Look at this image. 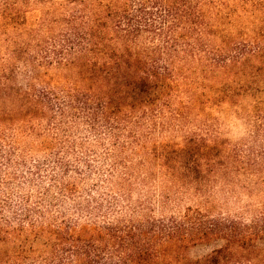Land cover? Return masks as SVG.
I'll use <instances>...</instances> for the list:
<instances>
[{"label":"trees","instance_id":"trees-1","mask_svg":"<svg viewBox=\"0 0 264 264\" xmlns=\"http://www.w3.org/2000/svg\"><path fill=\"white\" fill-rule=\"evenodd\" d=\"M47 2L0 0V264H264V0Z\"/></svg>","mask_w":264,"mask_h":264},{"label":"rangeland","instance_id":"rangeland-1","mask_svg":"<svg viewBox=\"0 0 264 264\" xmlns=\"http://www.w3.org/2000/svg\"><path fill=\"white\" fill-rule=\"evenodd\" d=\"M65 1L67 0H48L46 6L50 7L52 5H57ZM40 10H41V6L32 7V10L27 15L29 23H32L39 16ZM259 96H261V98H264V92L260 93ZM253 103H254L253 97L248 96L245 99H243L238 106L234 108L236 111H239V113L241 114L244 112L243 113L244 115L246 112H249ZM212 114L218 115L222 120H224V124H225L224 136H226V138L235 141L246 135L247 124L244 117H242L241 114L239 115V117H235L233 114L226 115L215 111H212ZM217 195L218 196L215 198V203H214L217 206L216 211L218 212L220 211V213H224V214H231L239 211L244 212L245 210L244 205L247 200L245 196L239 195L238 199L235 201V199H233L232 197L225 198L220 196L219 194ZM187 204H189V201H182L179 204V207H181L182 209L183 207L187 206ZM207 251H209L208 248H203L199 246V247L190 248L187 254L190 257H196L198 255L206 253Z\"/></svg>","mask_w":264,"mask_h":264}]
</instances>
